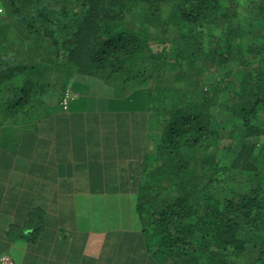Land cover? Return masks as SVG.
Here are the masks:
<instances>
[{
  "label": "trees",
  "instance_id": "16d2710c",
  "mask_svg": "<svg viewBox=\"0 0 264 264\" xmlns=\"http://www.w3.org/2000/svg\"><path fill=\"white\" fill-rule=\"evenodd\" d=\"M0 1V151L106 166L123 264H264V0Z\"/></svg>",
  "mask_w": 264,
  "mask_h": 264
},
{
  "label": "crops",
  "instance_id": "0c3cea01",
  "mask_svg": "<svg viewBox=\"0 0 264 264\" xmlns=\"http://www.w3.org/2000/svg\"><path fill=\"white\" fill-rule=\"evenodd\" d=\"M58 145L53 137L44 152L36 147L32 157L20 152L8 158L0 151V264L5 255L14 264H123L106 241H121L133 229L106 224L112 207L108 200L117 199L121 216L122 205L130 198L118 188L106 189L102 196L95 194L91 176L95 174L105 184L108 168L92 166L90 160L77 167L74 157L64 161L60 154L74 143ZM39 150L42 155L37 156ZM96 163L104 160L98 158Z\"/></svg>",
  "mask_w": 264,
  "mask_h": 264
},
{
  "label": "rangeland",
  "instance_id": "374dc122",
  "mask_svg": "<svg viewBox=\"0 0 264 264\" xmlns=\"http://www.w3.org/2000/svg\"><path fill=\"white\" fill-rule=\"evenodd\" d=\"M130 198V197H128ZM131 199L127 200V202H125L122 205V214H125L124 219L120 222L119 226H121L123 229H135L137 228V221H136V217H135V213L132 209L131 204L132 201H130Z\"/></svg>",
  "mask_w": 264,
  "mask_h": 264
},
{
  "label": "built area",
  "instance_id": "2783aa9c",
  "mask_svg": "<svg viewBox=\"0 0 264 264\" xmlns=\"http://www.w3.org/2000/svg\"><path fill=\"white\" fill-rule=\"evenodd\" d=\"M1 2V1H0ZM1 11V10H0ZM72 97H75L72 93H70V92H68L67 94H66V97H65V99H64V106H65V108L67 107V105H68V100L70 99V98H72ZM1 264H14V262H13V260L9 257V256H7V255H5V256H3L2 258H1Z\"/></svg>",
  "mask_w": 264,
  "mask_h": 264
}]
</instances>
